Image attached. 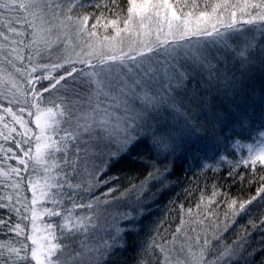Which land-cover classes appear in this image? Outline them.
Returning <instances> with one entry per match:
<instances>
[{
    "label": "snow or ice",
    "instance_id": "snow-or-ice-1",
    "mask_svg": "<svg viewBox=\"0 0 264 264\" xmlns=\"http://www.w3.org/2000/svg\"><path fill=\"white\" fill-rule=\"evenodd\" d=\"M111 3L115 6V0ZM84 6V0H0V73L7 72L3 67L6 63L29 87L24 91L9 79L17 91H0V124L7 129V134L0 130V138L13 145L7 149L0 145V153L23 166H9L10 172L20 177L19 183L26 179L23 172L29 174L27 180L32 184L29 161L33 172L37 166L42 168L46 174L43 189L47 191L42 189L41 196H47L52 204L44 212L50 218L60 217L59 222L46 225L44 242L34 234L26 237L30 249L24 241L19 248L0 244V249L14 254L2 264H8L9 259L11 264H115L122 254L118 250L127 247L124 233L133 232L147 214V205L152 202L149 197L154 194L151 185L163 191L167 177L150 164L151 170L139 183L123 187L121 177L111 173V167L142 142L157 156L167 158L178 147V138L201 130L197 113L202 102L188 94L187 85L196 76L219 77L217 52L222 48L235 45L232 55L242 72L257 61V52L264 67V40L253 43L257 28L264 37V0H128L123 16H96L91 27V14H80ZM104 20L107 22L102 24ZM98 26L104 29L99 35ZM248 34L252 39H245ZM25 59L31 66L28 71L14 62L23 65ZM53 72L59 75L53 76ZM224 80L228 82L226 73ZM25 112L29 118L35 117L36 131L29 127ZM5 116H11V123L23 131L5 123ZM13 147L22 155L17 156ZM232 147L246 148L247 156L227 170L226 179L243 183L241 166L250 165L254 171L259 162L264 168V130L257 132L255 143L233 138ZM57 153L61 155L57 157ZM0 173L9 175L2 169ZM253 183L248 180V184ZM35 187L33 184L32 204L37 202ZM97 189L102 190L97 194ZM227 191L214 186L210 198L201 197L207 214L192 222L205 225L211 218L210 228H193V236L183 230L182 221L168 239L158 227L154 229L156 235L141 246L137 264H144L150 252L157 253L156 264H246V257L255 258L249 247L255 231L261 233L259 248L264 252V175L259 176L255 193L247 199L230 198ZM83 193L88 194L87 202H83ZM218 196L223 198L217 203ZM65 199L70 206L64 205ZM254 202L259 205L255 218V209L248 207ZM213 203L226 205L228 210L222 218L209 211ZM9 207L20 215L18 208ZM77 208L87 211L77 214ZM36 215L33 212V232ZM102 215L126 223L123 229L109 234L110 240L93 245L89 241ZM186 215H193L192 209ZM241 215L245 222L238 225L240 230L229 243L224 233ZM9 230L17 237L25 234L19 223Z\"/></svg>",
    "mask_w": 264,
    "mask_h": 264
},
{
    "label": "trees",
    "instance_id": "trees-1",
    "mask_svg": "<svg viewBox=\"0 0 264 264\" xmlns=\"http://www.w3.org/2000/svg\"><path fill=\"white\" fill-rule=\"evenodd\" d=\"M85 6L80 14L90 15L88 20V27L94 22L96 16L103 15L107 19H114L117 16H123L128 8V0H115V6L112 5L111 0H84ZM99 4V7L90 5ZM107 5V7H105ZM2 11V10H0ZM75 12V9H74ZM12 16V13H6ZM239 16V13H238ZM2 20V18H0ZM107 22L102 21V24ZM251 27V26H245ZM102 26L97 27L98 35L103 32ZM112 29L109 27L108 32L111 33ZM245 39H252V34L245 36ZM264 40L259 28L254 33L253 43L261 42ZM27 42V41H26ZM11 47V46H10ZM235 45L229 44V48L221 49L217 52L219 64V77L213 76L208 78L205 76H196L187 85L189 95H195L197 103L202 102L201 109L197 113L201 130L192 134H186L187 140L183 141L181 150L174 157L168 155L167 158L162 160L157 156L146 142L137 144L129 153L128 156L114 164L110 171L121 177V185L127 187L129 183H139L144 175L150 171V164H155L161 173L167 177L164 181V190L157 191V185L152 187L153 197L151 203L147 205V214L142 219H139L136 229L131 232H125L127 238V247L123 250H118L119 258L115 264H137L140 257L141 246L150 240L156 233L154 229L158 227L161 233L168 239H171V233L181 225L183 221V230L189 235H195L191 229L195 228L201 231L206 226L211 227V218L205 222V225L193 223L192 221L203 219L207 214L204 211L205 201L201 197L210 198L214 190L223 191L227 189L226 195L230 198H237L238 200L247 199L250 195L255 193L256 187L259 185V176L264 175V168L261 167L259 162L255 166V170L251 166H241L240 172L245 174L243 183H234L232 179H226L225 173L232 165L237 164L240 158L247 156V149L242 148L236 150L232 147L233 138L241 139L244 143H255L257 140V132L264 130V67L259 63L260 56L257 52V61L253 66L244 70H240L239 63L232 55L231 49ZM27 56V49L23 53ZM17 67H25V71L30 69L27 59L24 60L23 65L19 61H14ZM7 69L6 73H0V91L5 88L11 89L16 92V88H12L9 81H14L17 88L29 91V87L24 78L16 73L15 70L6 63L3 65ZM7 73H11L9 78ZM225 73L228 76V82L224 80ZM33 76H37L38 74ZM53 76H56L53 74ZM44 83V81L42 82ZM39 88L40 85L36 84ZM18 95V93H17ZM46 95V93H45ZM5 106L7 104L5 103ZM13 111H16V106H13ZM35 111V109H33ZM20 115V113H17ZM24 118L29 121V127L36 131L34 126V119L29 118L27 112ZM205 116L207 119H205ZM12 117L5 116V123H9L10 127H15L17 132L23 131L18 124L11 123ZM215 125V127H214ZM0 130L7 134V129H3V124H0ZM16 136V133H13ZM189 138V139H188ZM179 140V138H178ZM177 140V141H178ZM0 145L7 149L12 145V142L5 141L0 138ZM27 147V146H25ZM13 150L17 156L22 155L14 147ZM224 156L225 159L221 160L220 157ZM9 166H19L18 161L14 159H6L3 153H0V169L8 172L9 175L5 176L0 173V204L5 207H0V219L5 223L0 224V244H10L19 248L20 241H24L31 248V243L26 239L29 236V228L31 224V209H30V194L28 187V173H21L26 179L23 183H19L20 177L10 172ZM165 166L167 171L165 172ZM29 173H32L33 163L29 161ZM254 180L255 183L248 184V180ZM19 183V186L16 185ZM223 197H216L217 203ZM19 201V203L17 202ZM264 203V201H261ZM9 205L14 206L20 210L18 216L14 210H11ZM197 205H200L197 208ZM182 206V207H181ZM255 209L252 216L258 217L259 205L255 202L253 205L248 206ZM27 209V210H26ZM192 209L193 215H186L187 210ZM224 204L217 207L213 203L209 207V211H215L222 214L227 211ZM199 214V215H196ZM245 216L241 215L236 224H233L227 233L230 243L235 237V234L240 230L238 225L244 224ZM19 223L21 228L25 230L23 237H17L15 231H10V227ZM252 231L251 229H248ZM159 240V236L156 237ZM209 238L211 232L209 231ZM203 243V240H201ZM215 244L216 241H213ZM261 244V233L258 231L252 232L249 241V247L253 248L255 258L249 255L245 258L246 264H264V252L260 251L259 245ZM3 256H0V264L10 255L7 248L0 249ZM23 255V253H21ZM157 253L150 252L144 258V264H156ZM11 264V260H8ZM35 264V262H31Z\"/></svg>",
    "mask_w": 264,
    "mask_h": 264
},
{
    "label": "rangeland",
    "instance_id": "rangeland-1",
    "mask_svg": "<svg viewBox=\"0 0 264 264\" xmlns=\"http://www.w3.org/2000/svg\"><path fill=\"white\" fill-rule=\"evenodd\" d=\"M73 40L75 42V37H73ZM41 63H45L48 61H40ZM78 67H82V65H78ZM36 74H40L35 73ZM59 75V72H53L52 75ZM44 83H47L46 81H44ZM47 95V94H46ZM43 107V105L41 106ZM43 118V117H42ZM189 139V138H188ZM187 140V135H183L182 137L179 138V140L177 141L178 147L176 148L175 152L171 153V157H174L175 154H177L179 152V150H181V147L183 146V141ZM57 157H59L61 154L57 153L56 154ZM160 157H162L161 159L164 160L165 157L163 155H161ZM33 168V167H32ZM56 171H59V169H57ZM46 174L43 172L42 168L40 166H37L36 171L31 173V181L32 184L28 183V187H29V194H30V211H31V224H30V228H29V236L30 235H35V238L39 241V242H44L45 241V237L48 236V230L46 229V225L48 223H55V222H59L60 221V217H49L45 212L44 209L45 208H51L52 204L50 203V201L48 200L47 196H41V190L43 189V185L45 184V180H44V176ZM75 182V180L73 181ZM33 184L36 186L35 187V193H36V197H37V202L35 204L31 203V200L33 198ZM155 185L152 184L151 187H154ZM44 191H47V189H43ZM102 189H97V194L99 193V191H101ZM53 191H55V189H53ZM64 191H70L69 189L65 188ZM84 196V200L83 202H87L88 199V194L87 193H83ZM153 196L149 197V199L151 200ZM77 200L80 199L79 196L76 197ZM64 205L65 206H70V202L65 199L64 200ZM123 210V209H121ZM87 211L86 209H82V208H77L75 209V212L77 214H81L83 212ZM33 212H35L36 215V219H35V231L33 232L32 229V224H33V220H32V214ZM126 222L124 221H117L114 220L113 217L111 215H102L101 218L99 219V221H97V227L93 230L94 231V235H91V239H90V243L93 245H99L102 243L103 240H110V236L109 234H115L117 228L123 229L124 224ZM58 231V230H57ZM31 243V242H30Z\"/></svg>",
    "mask_w": 264,
    "mask_h": 264
}]
</instances>
